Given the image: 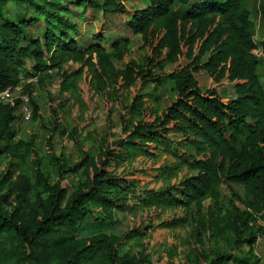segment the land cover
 I'll return each instance as SVG.
<instances>
[{
  "label": "trees",
  "instance_id": "1",
  "mask_svg": "<svg viewBox=\"0 0 264 264\" xmlns=\"http://www.w3.org/2000/svg\"><path fill=\"white\" fill-rule=\"evenodd\" d=\"M122 1L0 0V91L21 76H38L36 85L25 87L30 93L54 72L60 93L75 96L85 80L97 96L121 109L120 139H100L92 154L75 134L81 159L72 167L51 155L55 182L42 168L34 184L12 181L10 167L0 172V264H149L146 257L123 251L128 239L142 235L140 229L109 231L117 214L160 203L188 211L205 201L222 211L218 223L228 222L232 248L230 253L197 249L192 264H259L264 259V59L257 56L244 0H141L147 5L129 13L126 28L140 36L146 54L118 67L114 61L129 55L130 39L112 32L85 39L71 15L80 9L78 16L95 21L87 11L123 13ZM9 4L17 7V17L8 15ZM30 7L38 15L23 17ZM39 22V36L31 37L28 29ZM166 63L178 67L163 74ZM200 70L221 94L199 87ZM163 80L169 84L167 104L148 112L139 87L157 89ZM229 86L233 97L225 94ZM132 88L126 103L124 94ZM31 105L35 120L33 98ZM19 116L17 101L0 105V155L37 159L33 139L12 141ZM172 142L183 149L178 158L189 164L191 175L156 190L126 175V159L140 153L157 163L158 150ZM81 169V180L69 190L67 176ZM232 184L243 188V199L231 191ZM258 234L260 257L252 248Z\"/></svg>",
  "mask_w": 264,
  "mask_h": 264
},
{
  "label": "rangeland",
  "instance_id": "2",
  "mask_svg": "<svg viewBox=\"0 0 264 264\" xmlns=\"http://www.w3.org/2000/svg\"><path fill=\"white\" fill-rule=\"evenodd\" d=\"M97 1L102 2L103 0ZM122 2L126 10L123 13L101 16L96 11H87V16H94L95 21L86 19L85 15L78 16V13H81L80 9H74L71 15L79 31L81 30V36L83 35L85 39L94 32L104 34L112 32L113 37L125 36L130 39L129 55L121 63L114 61L118 67H122L130 60H142L147 51L140 48V36L133 35L126 28L129 13L146 6L147 2L141 0H123ZM244 2L254 24L253 39L259 45L257 56L264 59V46H262L264 44V15L261 13V8L264 9V0H244ZM17 11V7L12 4L8 5L9 16L17 17ZM34 12V8L30 7L23 11L22 15L26 18L38 15ZM42 26L43 23L39 22L35 27L29 28L30 36L37 38L38 28ZM180 63H183V60ZM27 66H30V62ZM177 67V64L166 63L161 72L168 74ZM195 79L202 90L214 88L221 94L220 87L205 71H198ZM261 82L264 85V77L261 78ZM161 84L157 89L152 84L139 87L148 112L163 109L167 104L166 100L170 97L169 84L165 80ZM133 89L124 94L126 103L132 98ZM34 93L32 98L38 107V115L29 123L15 122L12 126L15 134L12 141L14 143L19 140L27 142L33 139L37 159L33 156L9 158L4 154L0 155V172L5 173L9 167L12 168V181H27L34 184L37 169L42 168L50 174L51 182H55L57 172L49 159L52 154L63 159L66 163H63L65 168L74 166L81 159L80 151L72 139L75 134H78V138L92 154H95L100 139L112 142L121 138L120 107H117L113 100L107 104L95 94L94 89L90 88L85 80L79 83V92L75 96H69L59 92V80L52 72L49 78L44 79L42 85L35 88ZM225 94L229 97L234 96L230 86L226 88ZM175 144L172 142L170 147L165 145L158 150L157 163L140 153L132 159H126L123 164L124 172L126 175L129 174L130 178L134 177L138 180L144 188L156 190L167 187L169 184H176L192 172L185 159L178 158L183 149L179 148L181 147L179 144ZM119 171L121 172L122 169ZM81 175L82 169L67 176L66 184L69 190H73L81 180ZM230 189L239 198H244L242 187L232 184ZM222 192L227 194L226 187H222ZM228 204V201H225L224 207L228 208ZM210 206L209 201L203 202L202 207L193 206L188 211L174 209L163 203L154 209H150L149 206H140L119 212L116 216V225L109 231L120 235L131 228L140 229L142 235L128 239L123 245V251L132 255L144 256L149 264H192V253L197 249H203L207 253L215 250L231 252L232 236L228 231L230 230L229 224L228 222L219 224L218 221L223 213ZM240 207L243 208L242 205ZM247 250L244 248V252ZM261 253L262 251L259 250L254 255L260 257ZM259 264H264V259H260Z\"/></svg>",
  "mask_w": 264,
  "mask_h": 264
},
{
  "label": "built area",
  "instance_id": "3",
  "mask_svg": "<svg viewBox=\"0 0 264 264\" xmlns=\"http://www.w3.org/2000/svg\"><path fill=\"white\" fill-rule=\"evenodd\" d=\"M37 82L38 76H21L16 85L0 91V105H7L13 101H17L20 122H31L33 117L31 98L35 93L33 90L30 93L25 92V87L28 85L34 86L37 84ZM262 246L263 237L258 234L252 246L253 252L256 253L257 251L261 250Z\"/></svg>",
  "mask_w": 264,
  "mask_h": 264
}]
</instances>
